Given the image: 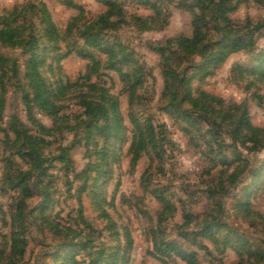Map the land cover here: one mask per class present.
<instances>
[{
    "label": "rangeland",
    "instance_id": "1",
    "mask_svg": "<svg viewBox=\"0 0 264 264\" xmlns=\"http://www.w3.org/2000/svg\"><path fill=\"white\" fill-rule=\"evenodd\" d=\"M115 1L27 14L57 116L0 44V264H264V0Z\"/></svg>",
    "mask_w": 264,
    "mask_h": 264
},
{
    "label": "trees",
    "instance_id": "2",
    "mask_svg": "<svg viewBox=\"0 0 264 264\" xmlns=\"http://www.w3.org/2000/svg\"><path fill=\"white\" fill-rule=\"evenodd\" d=\"M105 4H107L110 8V11H113L115 8H117L118 4L115 0H101ZM31 5L25 6V9L20 11L19 8L15 7L13 11L8 12L7 16L0 17V44L3 46H24L28 48V52L31 53V57L27 62V72H26V78L28 80V84L32 90V102L43 112L47 113L51 116H57L58 114V106L54 105L48 96V89L45 83V80L43 76L40 74L38 70V64H40L41 59L44 57L39 56L36 52V48H38V39L42 38L43 35L48 36V44L45 47L46 52L51 51L54 49V47L51 49V42H58V41H65L66 40V32H62L54 25V23L51 20V17L49 14L46 13V11H43L44 15L38 16L36 14H33L31 17H29L27 14L31 10L37 9L34 7V4H38L41 6V8H44L45 4L44 2H31ZM68 5L72 6L71 3H68ZM40 9V8H39ZM39 11V10H38ZM20 18H22V22H28L31 19V26L36 28V24L39 23V30L38 32H35L34 30L30 31L28 35L23 34V26L24 24L19 25ZM35 18V22L32 21V19ZM17 24L16 26L14 24ZM14 25V26H12ZM12 26V27H11ZM50 43V45H49ZM71 53V49L67 47V52L62 55L61 57L58 55V58L56 59V63H58L61 59L67 57ZM261 57H264V54L261 55ZM10 60L7 59L5 56H3L0 53V69L6 70L4 67V64L9 63ZM15 62V61H13ZM16 63V62H15ZM17 69V68H16ZM13 78H16V74L14 72ZM28 98V95L27 97ZM85 111L84 115L92 120H108L109 112L106 106H104L101 103L98 102H90L85 104ZM143 149L142 146H139L136 149V154L134 157V161L138 159L139 152ZM66 151V150H65ZM67 152V151H66Z\"/></svg>",
    "mask_w": 264,
    "mask_h": 264
},
{
    "label": "built area",
    "instance_id": "3",
    "mask_svg": "<svg viewBox=\"0 0 264 264\" xmlns=\"http://www.w3.org/2000/svg\"><path fill=\"white\" fill-rule=\"evenodd\" d=\"M33 1H36V2H41V1H43V0H33Z\"/></svg>",
    "mask_w": 264,
    "mask_h": 264
}]
</instances>
